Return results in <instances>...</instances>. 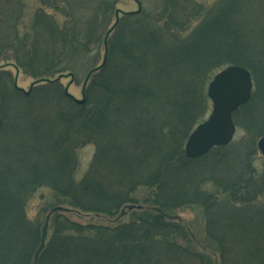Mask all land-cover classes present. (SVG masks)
I'll use <instances>...</instances> for the list:
<instances>
[{"label": "trees", "instance_id": "obj_1", "mask_svg": "<svg viewBox=\"0 0 264 264\" xmlns=\"http://www.w3.org/2000/svg\"><path fill=\"white\" fill-rule=\"evenodd\" d=\"M250 2L217 0L203 7L193 0H151L150 11L124 16L110 29L116 20V0H56L66 4L64 26L40 12L31 26L35 38L23 41L21 0H0V62L14 54L16 66L28 69L36 80H48L41 76L50 72L77 77L94 73L80 102L54 80L25 93L11 72L0 69V264H213L205 245L201 249L186 227L166 221L160 212L198 204L222 211L225 222L221 220L220 229L208 232L220 245L221 264L239 257L241 251L234 249L231 240H242L244 232L233 236L234 231H222L221 226L235 223L243 230L253 214H232V208L220 201L209 204L199 191L203 181L192 177L203 158L221 154L225 147L201 158L177 160L169 146L172 143L155 144L154 137H169L181 144L190 133L194 118L192 114L185 117L190 82H170L174 90L165 94L159 86V93L152 96L155 88L142 71L154 56L167 61L166 67L173 66L179 52L198 53L185 65L192 78L193 68L200 73L206 70L205 74L219 69L218 60L228 50L246 53L247 60L231 63L250 72L253 67L245 63L250 56L255 55L264 66L261 51L259 57L254 53L259 43L263 45L264 23L247 20L244 10ZM125 19L127 28H123ZM125 31H129L126 37ZM168 31L172 32L169 36ZM102 48L105 64L100 68ZM201 52L213 53L215 59L201 63ZM42 65L45 73L40 72ZM261 85L264 94L262 80ZM262 94L252 95L249 103ZM151 98L157 111L143 100L151 103ZM132 109L139 114L135 121L119 124L117 118ZM88 145L95 146V155L78 179V152ZM256 174L258 180L264 178L253 170L252 175ZM153 184L165 198L153 205L157 214L145 211L132 215L129 223L117 220L110 226L59 215L67 204L82 214L116 219L133 204L132 195L139 188ZM41 189L49 191L37 213L44 229L25 214V202ZM51 221L53 235L46 245ZM189 237L200 253L191 249Z\"/></svg>", "mask_w": 264, "mask_h": 264}, {"label": "rangeland", "instance_id": "obj_2", "mask_svg": "<svg viewBox=\"0 0 264 264\" xmlns=\"http://www.w3.org/2000/svg\"><path fill=\"white\" fill-rule=\"evenodd\" d=\"M193 1L203 7H210L217 0ZM21 3L24 9L22 12L23 18L20 21V33L23 41L27 39L29 40V37L35 38L34 34L31 32V26L33 25L34 20H36V18L43 13L44 16L49 15L48 17H51L55 22L60 23V26L62 27L67 21V11L65 9L66 4H57L56 0H21ZM149 3L151 4V0H116V20H113L110 29L116 24L119 25L124 19V16L126 17L129 14H138L140 11H150L151 5ZM244 13L247 20L256 24L264 23V0H251L249 6H247V8L244 10ZM127 22V19H125L123 22V28L127 26ZM128 33L129 31H125L124 36H128ZM166 33L167 36L172 34L171 31L170 33L169 31ZM109 37V35L106 37V45L108 43L107 40L110 39ZM262 37L264 38V36ZM262 43L263 45L259 43V45L254 49V53L258 57L260 51V54L262 53L264 55V41H262ZM237 53L238 54H234L232 50H228L224 57L218 60L222 66L217 70L211 69L213 70L212 72L209 70L210 74L209 72L205 74L206 70L200 73L197 69L193 68V78L188 73L185 65L188 62L190 63L191 58L198 55V53H184L182 55L181 52H179L178 58H175L173 61L175 64L171 67H166L165 64L167 61H162L160 56H154V61L142 71L143 75L148 81L152 83L155 88L154 92L151 94L152 96L157 95L159 92H162V94L172 93L174 88H171L169 85L170 82L171 84L174 82L179 84L180 81H184L185 85L186 81L187 83L190 82L188 86L189 95L187 96L189 105L185 106V117L190 116L189 114H192L194 118L192 127L189 130L190 133L185 134L180 142L181 144H174V141H172V139L169 137H165V139L164 137H154L155 144H157L158 141L163 142L165 146L172 143L169 146H172V156L175 159L178 160L179 157L183 158L186 156V145L189 138L199 125L203 124L209 119L212 113L213 105L208 96V89L214 77L230 66H239L231 62L238 61L240 58L246 59L244 57L247 56L246 53ZM212 54L213 53H211L209 56L208 53L204 54L201 52L199 56L202 59L201 63H203L205 59L206 63L209 59H215V57L211 58ZM13 55L14 54L8 55V57L4 58L3 61L0 62V69L3 70L5 68V70H8L13 74L16 85L20 90H23L25 93H29L33 87L40 84L44 85V83L52 82V80H54L58 81L59 84L66 90L68 95H70L75 100L80 102L85 100V91L94 73H91L88 75V77H77L67 74L62 76H54L50 72L41 76H48V80H36L32 72H30L28 69H20L16 66V61ZM104 57V48H102L98 61L99 67L103 65ZM255 59V55L254 57L250 56V58H248V62H245L249 65L251 64L253 67L252 71L250 72L251 74L253 73L252 75L254 77L253 95H255V93L258 94V91L262 94L263 86L261 85V80L264 83L263 62ZM42 67L43 68L40 69V72L45 73L47 69H45L43 65ZM59 68L62 69V67ZM159 86H162L160 91ZM263 96L264 94H262V97L257 96L255 102L249 103L246 107L243 106L244 108L242 109L239 108L240 110H237L238 112L233 114L236 133L232 142L224 148V151L221 154L214 153L210 157L203 158V160L200 161L198 168H196L192 174V177L195 178L196 182L198 180L203 181L199 191L206 199H208L209 204L214 200L215 202L220 201L222 205H228L232 208V214H242L243 217L248 216V214H253V219H249L245 224H243V230L238 228L237 225L234 226L235 223L232 224V227L221 226L222 231L226 230L227 228L230 229V232L234 231L232 234L233 236L238 235L240 231L244 232L245 234V237L242 240L237 238L231 240L235 245L234 249L238 250V253L241 251L239 253V257L229 260L232 262L231 264H264V178L260 177V180H258L259 176L257 174L256 176L252 175L253 170H256L257 173L261 174L262 176L264 175V154L261 153L258 148L259 141L264 138ZM143 100L148 103L152 110L157 111L158 107L157 104H155L156 102L153 100V98L150 99L151 103L147 99ZM171 105L173 104H170V106ZM132 111L133 109L131 110V113L122 117H118L117 119H120L119 124L121 122L124 124L126 121L128 122V120L135 121L139 114L136 112L132 113ZM150 145L152 146V144ZM95 149V146L88 145V147L83 148L78 152L80 164V170L78 171L77 176L78 179L83 175L91 163L95 155ZM146 176L148 177V175ZM209 180H212L213 182H210ZM256 181L257 183H260L255 185ZM48 196L49 191L41 189L36 192L34 196L31 195L32 198L30 200L28 198L25 202L26 217L30 220V222L35 224V226L39 227L41 225V228L45 224L42 225L43 221L39 222L37 219V213L40 206H42V204L48 199ZM132 197L134 201L133 204L122 209V211H120L118 214V218L116 219L82 214L67 204H64V206L59 210V215L63 217H69L79 223H102L105 226H110L113 225L117 220L123 221L122 223H129L128 221L132 215H139L145 211L152 214H157L159 211H157L153 205L157 203V201H165V198L161 195L160 187L156 184L139 188L132 195ZM237 199L240 200L241 203L237 201ZM237 206L240 207L239 210L236 208ZM160 212L164 213L163 216L165 217L166 221L169 220L171 222L180 223L186 227V229L189 230V232L194 236L193 238L195 241L197 240L196 242L201 249L204 247V245L207 247L208 250L206 253L207 256H210V261H212L213 264H221L220 256L217 253L220 245L215 240L208 237V232L212 229L215 231L216 228L220 229V225H218V223L222 220V215L220 213L222 211L218 210L217 208L209 207L207 204L206 207L203 204H198L193 207L185 206L183 208ZM224 222L225 221L222 220L221 224ZM52 228L53 222L51 221L47 228L46 245L53 235ZM217 231L220 232V230ZM189 238L191 240L189 244L191 249H197V252L200 253L201 250L197 248L198 245L195 244L193 238ZM249 248L254 249V251L250 252Z\"/></svg>", "mask_w": 264, "mask_h": 264}, {"label": "water", "instance_id": "obj_3", "mask_svg": "<svg viewBox=\"0 0 264 264\" xmlns=\"http://www.w3.org/2000/svg\"><path fill=\"white\" fill-rule=\"evenodd\" d=\"M252 91L251 74L243 67L230 66L214 78L208 89L212 113L189 138L186 145L189 159L203 157L212 149L228 146L232 142L236 133L233 113L250 101ZM258 148L264 154V138L259 141Z\"/></svg>", "mask_w": 264, "mask_h": 264}]
</instances>
